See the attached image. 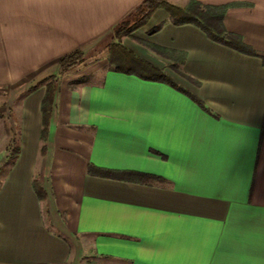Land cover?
Wrapping results in <instances>:
<instances>
[{
	"label": "crops",
	"instance_id": "0c3cea01",
	"mask_svg": "<svg viewBox=\"0 0 264 264\" xmlns=\"http://www.w3.org/2000/svg\"><path fill=\"white\" fill-rule=\"evenodd\" d=\"M140 1L0 0V87L22 89L7 100L20 107V153L0 172V264H264V0H199L230 4L226 28L258 55L164 8L123 37L211 112L92 52ZM149 44L184 51L191 79ZM78 47L86 61L61 74L58 60ZM49 75L58 88L42 157L38 82Z\"/></svg>",
	"mask_w": 264,
	"mask_h": 264
},
{
	"label": "trees",
	"instance_id": "16d2710c",
	"mask_svg": "<svg viewBox=\"0 0 264 264\" xmlns=\"http://www.w3.org/2000/svg\"><path fill=\"white\" fill-rule=\"evenodd\" d=\"M229 5L230 4L206 5L199 0H187L184 5H177L170 0H141L129 13L113 25L110 33L108 34L109 41L104 44L103 48L99 52L104 49L107 51V69L127 74H135L148 80L166 82L172 87L185 92L204 110L211 112V110L200 98L179 85L172 77L163 71V69L142 58L140 55L127 47L123 43V37L129 35L135 28L147 22L157 8H164L169 12L170 21L173 23L196 24L201 27L211 39L230 46L240 52L250 55H258L257 50L246 43L240 34L232 32L226 28L224 24V16ZM149 45L158 53L170 58L173 57V61L179 58L180 64H177L175 61L170 65L180 74L187 76L180 67L186 58V53L184 51L169 50L155 44ZM173 53L175 55H172ZM87 55V51L82 47L75 48L62 55L58 60L59 72L62 74L84 63L87 59ZM187 77L190 78L189 76ZM38 83L46 84V92L41 102L42 126L40 132V140L42 143L41 156L45 157L48 149L50 125L53 115L55 95L58 88V80L55 75H49L44 79H41ZM10 130L12 134L6 143L5 152L6 158L11 160L12 164L20 153V130L18 125L12 126ZM87 169L88 172L93 175L132 179L129 176L122 175V173L130 172L102 168L95 166L92 163L88 164ZM133 173L139 175L138 181L144 183H150L152 180L158 178V176L153 174L141 172ZM33 186L38 197L45 201L48 197V193L42 184L39 174L35 176Z\"/></svg>",
	"mask_w": 264,
	"mask_h": 264
},
{
	"label": "rangeland",
	"instance_id": "374dc122",
	"mask_svg": "<svg viewBox=\"0 0 264 264\" xmlns=\"http://www.w3.org/2000/svg\"><path fill=\"white\" fill-rule=\"evenodd\" d=\"M170 1L178 5V3H183L185 0H170ZM107 41H109V35H107V37L103 39L102 44L94 48L95 50H93L92 52H95V54L97 55L98 52L103 48L104 44ZM21 91L22 89L18 87L17 88L16 87L12 88V87H7V86L0 87V151H1L0 153L1 171L0 172H2V174L4 173V171H6L10 167L11 162H12L11 160L6 158V152L3 147H4V144L8 141V138L12 134L10 128L12 126L17 125V122L19 121V115H20V107L15 106L17 105L16 101L14 103L12 102L13 106H8L9 101L7 100H9V98L11 97H15V95L20 94ZM4 99H6V101H3Z\"/></svg>",
	"mask_w": 264,
	"mask_h": 264
}]
</instances>
